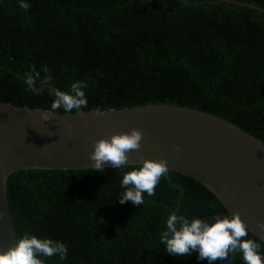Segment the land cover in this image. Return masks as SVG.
<instances>
[{"label": "trees", "instance_id": "16d2710c", "mask_svg": "<svg viewBox=\"0 0 264 264\" xmlns=\"http://www.w3.org/2000/svg\"><path fill=\"white\" fill-rule=\"evenodd\" d=\"M237 1L264 8V0ZM23 2L27 12L21 0H0V102L50 110L51 87L36 93L26 84L28 74H50L60 91L86 83L88 112L175 104L264 142V12L221 0ZM133 167L12 174L7 195L17 239L28 232L67 246V259L40 256L44 264H208L198 253L168 255L161 233L172 213L213 223L227 209L175 171L154 196L144 193L143 204H121V181ZM244 239L258 242L264 258L263 240L251 232ZM231 264H245L242 254Z\"/></svg>", "mask_w": 264, "mask_h": 264}, {"label": "water", "instance_id": "95a60500", "mask_svg": "<svg viewBox=\"0 0 264 264\" xmlns=\"http://www.w3.org/2000/svg\"><path fill=\"white\" fill-rule=\"evenodd\" d=\"M264 12L237 0H221ZM45 85L34 92L42 93ZM0 102V252L14 247L17 234L7 195L9 177L22 170L92 169L94 145L113 135L144 132L139 151L128 153V166L167 160L169 171L192 177L208 188L231 214L239 213L249 232L264 241V142L219 116L175 104L113 109L97 115L51 113ZM177 147L180 151H176ZM104 168H112L105 164Z\"/></svg>", "mask_w": 264, "mask_h": 264}, {"label": "clouds", "instance_id": "9594fccd", "mask_svg": "<svg viewBox=\"0 0 264 264\" xmlns=\"http://www.w3.org/2000/svg\"><path fill=\"white\" fill-rule=\"evenodd\" d=\"M27 12L30 9L28 3L19 5ZM45 73L49 70L44 69ZM35 73V66H32ZM39 79V86L51 85L53 78L50 74L40 78L39 73L28 74L26 84L29 91L34 90V85ZM84 88L87 84L77 81L71 85V91L65 92L49 88L55 97L50 110H45L42 119L50 121L51 113H57L61 108L64 113H77L80 108H86L88 99ZM101 109L96 110L97 115L103 114ZM144 132L139 129H132L130 133L113 135L110 139H101L94 145V151L89 159L93 162L92 170L103 173L104 165L110 164L113 169H120L128 166L131 151H139ZM176 151H180L177 147ZM169 172L167 160H144L142 166L133 167L131 171L123 175L121 187L125 190L119 201L121 204L132 202L139 206L144 203V193L148 196L155 195V189L162 177ZM6 214L0 211V222H3ZM213 223L195 218L191 221L183 215L170 214L167 219L166 230L161 233V243L166 246L168 255L177 257H188L198 253L199 260H207L208 264L215 261L235 259L237 253L242 254L245 264H264V258L260 255L261 245L252 239H244L249 234V228L240 214H217L213 217ZM261 232H264V223L257 225ZM67 246L52 239H40L35 235L25 232L17 239L16 245L6 252H0V264H44L40 256H59L61 260L67 259ZM231 254V258H230Z\"/></svg>", "mask_w": 264, "mask_h": 264}]
</instances>
